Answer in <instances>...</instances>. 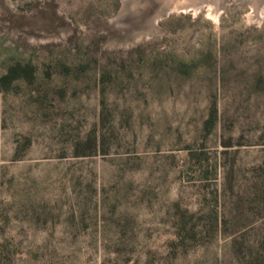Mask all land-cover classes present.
<instances>
[{
    "label": "rangeland",
    "instance_id": "obj_1",
    "mask_svg": "<svg viewBox=\"0 0 264 264\" xmlns=\"http://www.w3.org/2000/svg\"><path fill=\"white\" fill-rule=\"evenodd\" d=\"M0 264H264V0H0Z\"/></svg>",
    "mask_w": 264,
    "mask_h": 264
},
{
    "label": "water",
    "instance_id": "obj_2",
    "mask_svg": "<svg viewBox=\"0 0 264 264\" xmlns=\"http://www.w3.org/2000/svg\"><path fill=\"white\" fill-rule=\"evenodd\" d=\"M178 7L184 8V7H186V5H180V6H178ZM167 8H168L167 6H166V7H163V8L161 9V11H167V10H168Z\"/></svg>",
    "mask_w": 264,
    "mask_h": 264
}]
</instances>
